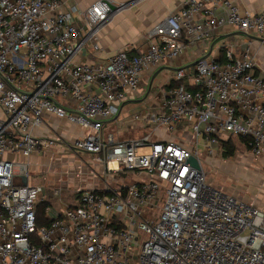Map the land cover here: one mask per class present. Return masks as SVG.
Listing matches in <instances>:
<instances>
[{"label":"built area","instance_id":"obj_1","mask_svg":"<svg viewBox=\"0 0 264 264\" xmlns=\"http://www.w3.org/2000/svg\"><path fill=\"white\" fill-rule=\"evenodd\" d=\"M126 6L0 0V264H264V212L208 181L197 149L215 158L238 139L255 160L264 154V79L253 73L254 56L227 44L224 62L201 59L190 73L177 66L191 44L225 25L264 43V9L186 0L150 29L145 51L102 60L99 34ZM87 50L92 59L78 62ZM165 68L174 70L171 83L126 123L145 134L121 140L107 131L128 101L151 95ZM45 114L85 133L71 143L44 137L37 131L52 129ZM58 144L102 165L92 175L103 186L78 189L59 213L48 204L49 223L39 225L47 198L29 184V160ZM129 173L131 183L117 179Z\"/></svg>","mask_w":264,"mask_h":264},{"label":"crops","instance_id":"obj_2","mask_svg":"<svg viewBox=\"0 0 264 264\" xmlns=\"http://www.w3.org/2000/svg\"><path fill=\"white\" fill-rule=\"evenodd\" d=\"M63 9H70L73 7L78 8L81 11L88 9L93 3L98 0H61ZM115 3H125L126 8L115 15L112 20L101 30L99 34L101 51L97 54L102 60L114 55L115 53L126 49L130 51L131 55L139 54L147 49L146 36L151 28H153L159 21L180 10L186 0H111ZM234 2L239 6L240 11H248L250 13H255L261 9H264V0H229ZM220 16H224V13L220 10L218 11ZM203 19L198 20V24L203 23ZM227 44L234 47L237 53H241L245 48H250V51L255 59V67L253 73L264 79V43L258 38V36H245L236 32L232 27L225 25L219 29L213 31L210 39H205L203 44L193 43L191 44L185 54L182 55L180 62L177 66L186 68L190 73L197 61L205 59L207 61L224 62V49ZM92 59V54L90 50H87L82 57H80L78 62H87ZM174 70L170 68H165L158 72L153 81V87L151 89V95L144 97H136L128 101L123 108L122 114L119 118V124H108L106 130L113 131L121 140L133 139L141 137L145 134L144 126H138L137 129L126 126L127 121L136 114H144L147 111V107L154 104L159 99V94L163 88L167 87L171 80L173 79ZM159 76H163L164 79L157 81ZM155 82V84H154ZM155 85V86H154ZM257 102L264 106V97L258 98ZM133 104V105H131ZM132 109H131V108ZM127 109V110H126ZM131 109V110H130ZM1 114V113H0ZM45 120L51 125L50 128L39 129L38 134L44 137H53L55 135L62 136L67 142L74 141L80 135L85 133L84 129L81 127L67 122L66 120H60L57 117L45 114ZM236 140V139H235ZM234 140V141H235ZM233 141V142H234ZM238 141V140H237ZM240 141V140H239ZM243 142V141H241ZM235 144V142H234ZM243 146H236L235 156H242L245 158H250L256 166L254 170L250 172L248 178H253L257 181L258 171L260 165L264 164V154L259 159H254L247 151L244 143ZM236 145V144H235ZM62 152H66L65 146L58 144L56 147L43 152L34 154L29 160V174L37 173H47L53 172L57 174L56 182L46 181V186H42L44 194L47 198V192L52 191L56 186L55 191L59 188L61 182V187H71L74 190L67 192L72 194V200L68 203H75L77 199L78 189H91V188H102L103 184L97 175H85L83 178L76 179L73 183H68L66 180L61 179L58 174L61 173L63 165H60L59 155ZM58 156V157H57ZM84 156V155H83ZM88 161V157H85ZM232 158V157H231ZM91 164L92 161H89ZM250 167L254 164H248ZM93 166V165H92ZM32 167V168H31ZM247 167V166H246ZM252 168V167H251ZM32 171L30 172V170ZM79 168H76V170ZM92 169L96 170L97 173L102 174V165L94 164ZM75 170V171H76ZM74 173V172H73ZM87 174V172H86ZM83 176V175H82ZM87 176V177H86ZM263 176V177H262ZM261 180L262 186L264 187V173ZM256 178V179H255ZM47 180V179H46ZM57 183V184H56ZM64 189V188H63ZM231 192L236 195L242 196L239 189H232ZM49 193V192H48ZM50 196V195H49ZM247 202H250L254 206L260 208L264 212V199H248L242 196ZM63 201V199H62ZM49 205L53 207L56 213L62 210L63 204L60 203L59 208H55L51 201H46ZM45 219H48L45 213Z\"/></svg>","mask_w":264,"mask_h":264},{"label":"rangeland","instance_id":"obj_3","mask_svg":"<svg viewBox=\"0 0 264 264\" xmlns=\"http://www.w3.org/2000/svg\"><path fill=\"white\" fill-rule=\"evenodd\" d=\"M159 77L160 78H157V81H159L160 79H164L163 76H159ZM180 133H181V128H179L175 133H169V134L171 138H173V136L179 137ZM237 140L234 141L236 146L237 147L243 146L242 144L243 142L239 140L237 141ZM68 142L71 143V141H68ZM197 149L199 153H201L200 159L202 161L204 171L206 172V177L208 181H210L215 187H218L224 192H227L233 195H236V194L231 192L230 190L239 189L242 193V196L247 197L251 201L252 199H255V198L264 199V187L261 185L262 184L261 180L263 179L262 175L264 173V164L259 166L261 170L258 171L259 175H258L257 181L256 180L254 181L253 178H250V179L248 178V175L250 174L252 170H254V166H256L255 163H253L250 158H245L242 156L224 158L223 154H220L215 158H209L205 154H203L204 148L202 145H199ZM139 152L147 153L149 152V150L143 149ZM57 159L60 160L59 164L63 165L61 173L58 174V176L61 179L66 180L68 183L75 182L76 179L74 178L73 172H75L76 168H79V170H81V173L83 174L82 178L85 175H88V172H89V176L93 174V171H92L93 166L91 165V163L84 156L82 155L78 156L73 151L62 152V154H60L59 158ZM248 164L250 165L254 164V165L251 166L252 167L251 168ZM31 171L32 169L30 170V172ZM259 176H262V177L260 178ZM56 179H57V174L53 172H47L45 174L44 173L43 174L42 173L30 174L29 184L32 187H42V186L44 187L46 186V181L56 182ZM117 179H120L121 181L127 182L129 184L132 182V174L131 173L127 175L121 174L117 176ZM60 184H59V188L62 189L61 199H63L64 201L70 202L72 200V196H71L72 194L70 195L67 192L71 193V191L74 189L71 187H63L64 188L63 189ZM53 186L54 187L52 188V191H49L48 189L49 193L47 192V201L50 200L51 203L54 205V207L58 209L60 203H62V200L54 195V190L56 186L54 184ZM242 196H239V197L245 200Z\"/></svg>","mask_w":264,"mask_h":264},{"label":"trees","instance_id":"obj_4","mask_svg":"<svg viewBox=\"0 0 264 264\" xmlns=\"http://www.w3.org/2000/svg\"><path fill=\"white\" fill-rule=\"evenodd\" d=\"M236 152V145L233 141H230L226 144V150L223 153L224 158H231L235 156ZM48 203H42L39 205V215H38V224L39 225H46L49 223V219H45V208L47 207Z\"/></svg>","mask_w":264,"mask_h":264},{"label":"water","instance_id":"obj_5","mask_svg":"<svg viewBox=\"0 0 264 264\" xmlns=\"http://www.w3.org/2000/svg\"><path fill=\"white\" fill-rule=\"evenodd\" d=\"M191 162L194 164V166H195L197 169H200V166H199V164L197 163L196 160L191 159ZM23 184H24V185H27V184H28V179H27L26 177L23 179Z\"/></svg>","mask_w":264,"mask_h":264}]
</instances>
